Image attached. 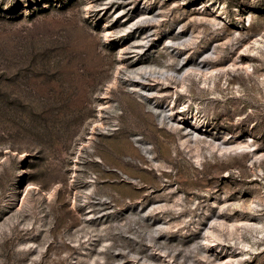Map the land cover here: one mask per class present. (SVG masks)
<instances>
[{"label":"rangeland","instance_id":"obj_1","mask_svg":"<svg viewBox=\"0 0 264 264\" xmlns=\"http://www.w3.org/2000/svg\"><path fill=\"white\" fill-rule=\"evenodd\" d=\"M262 33L264 0H0V264L240 258L231 225L264 223V52L242 51ZM203 53L226 80L184 105L178 81L135 75ZM251 245L240 264H264Z\"/></svg>","mask_w":264,"mask_h":264},{"label":"bare ground","instance_id":"obj_2","mask_svg":"<svg viewBox=\"0 0 264 264\" xmlns=\"http://www.w3.org/2000/svg\"><path fill=\"white\" fill-rule=\"evenodd\" d=\"M217 3V2H216ZM198 5V3H197ZM206 4H203V7H205ZM208 7L214 9L212 4H209ZM147 11H144L143 14L146 15L144 18L146 19L145 23H155L158 20L154 18V16H149L147 15ZM219 14H224L223 18H219V24H225L223 22V19L229 21L228 15L225 13V11H221ZM242 16L237 15V22L236 26L237 27H243L245 26L244 24V19L242 22ZM252 19V18H251ZM251 25V24H249ZM180 29V28H179ZM178 29V37L172 41L174 42V49L176 50V53L170 54V58H178L177 61H180L181 58L178 55V52L183 50L187 46L189 47L190 44H192V38L186 37V35L183 33V28L180 30ZM244 53H247L248 56H256V55H262L264 52V33L259 34L257 37H255L253 40H251V45L246 46L245 49H242ZM209 54L208 53H203L199 57V60H194V61H185L183 63H179L177 67L175 68H170L168 70L163 71L162 67H150L146 62H140V67L136 69L135 75L138 76L140 74L148 75L149 77L153 78L154 81H157V83L167 82L170 79L175 80L179 82V89L176 86V88L173 91L172 98L175 96V98H181L180 92L183 90L190 91L189 87L192 85V82H197L198 84V89L199 91H204L205 88L211 89V88H216V81H219L221 83L222 79L226 78L227 75V70L225 65L224 66H207L206 62L208 60ZM244 63L239 62L235 64H229L228 67L234 68L235 65L241 66L240 68L244 70V72L248 74H253L254 73V66L252 63ZM147 68H149V71H147ZM162 72V73H161ZM226 80V79H225ZM231 84V82H228V85ZM134 86H139L138 83L133 84ZM200 85L202 87H200ZM141 94L145 95L146 97L149 96L147 90L144 88H139ZM184 105V102L181 98V103L180 105ZM178 107H181V106ZM157 109V108H156ZM158 110V115L162 118V120H165L166 116L165 113L162 109H157ZM186 131V128H181L178 131ZM185 136H188L190 138L189 142L193 143H199L201 140L196 139L194 135L191 132H186L184 134ZM209 143L212 146H217L219 149H226L227 146H225L222 143H217L215 141H209ZM144 146V145H143ZM144 150H147V147H143ZM252 202L247 203L246 208L252 211H257L256 210V205L253 206ZM220 226H223V224H219ZM231 227H234V233L236 237L234 238V246L236 249L240 250V258H235L233 259L232 255H229L226 257V259H217L213 264H240L243 260L242 256L247 255L248 249H252L251 243H256L259 240H264V223L258 221V222H244L241 225H238L237 223H233ZM207 233V238L205 239L207 244L209 245L211 242L216 240L215 234L211 233L209 230H206ZM245 235V236H244ZM244 236L245 239H241V237ZM221 251V250H220Z\"/></svg>","mask_w":264,"mask_h":264}]
</instances>
